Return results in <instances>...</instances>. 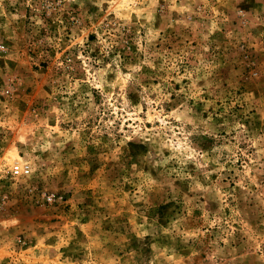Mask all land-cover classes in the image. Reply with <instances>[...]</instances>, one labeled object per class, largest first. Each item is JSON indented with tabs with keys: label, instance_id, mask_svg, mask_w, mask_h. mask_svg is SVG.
I'll return each mask as SVG.
<instances>
[{
	"label": "rangeland",
	"instance_id": "obj_1",
	"mask_svg": "<svg viewBox=\"0 0 264 264\" xmlns=\"http://www.w3.org/2000/svg\"><path fill=\"white\" fill-rule=\"evenodd\" d=\"M0 264H264V0H0Z\"/></svg>",
	"mask_w": 264,
	"mask_h": 264
},
{
	"label": "built area",
	"instance_id": "obj_2",
	"mask_svg": "<svg viewBox=\"0 0 264 264\" xmlns=\"http://www.w3.org/2000/svg\"><path fill=\"white\" fill-rule=\"evenodd\" d=\"M30 167L28 164L15 163L12 166V172L16 175H25L29 173Z\"/></svg>",
	"mask_w": 264,
	"mask_h": 264
}]
</instances>
